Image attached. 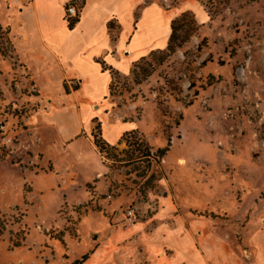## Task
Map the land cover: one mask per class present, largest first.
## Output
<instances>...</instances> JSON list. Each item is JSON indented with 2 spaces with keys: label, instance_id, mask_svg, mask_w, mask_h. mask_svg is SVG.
Returning a JSON list of instances; mask_svg holds the SVG:
<instances>
[{
  "label": "rangeland",
  "instance_id": "1",
  "mask_svg": "<svg viewBox=\"0 0 264 264\" xmlns=\"http://www.w3.org/2000/svg\"><path fill=\"white\" fill-rule=\"evenodd\" d=\"M148 1L186 14L173 52L113 73L101 117L64 142L40 115L63 114L65 93L40 91L0 27V264H158L174 238L201 251L216 234L245 254L264 231V0Z\"/></svg>",
  "mask_w": 264,
  "mask_h": 264
},
{
  "label": "crops",
  "instance_id": "2",
  "mask_svg": "<svg viewBox=\"0 0 264 264\" xmlns=\"http://www.w3.org/2000/svg\"><path fill=\"white\" fill-rule=\"evenodd\" d=\"M71 4L79 11L72 29L66 19ZM177 13L148 0H0V27L9 29L16 57L36 77L40 91L65 93L63 114L40 115L64 142L89 131L101 117L93 105L110 95L113 73L127 75L148 54L168 47ZM69 80L78 84L72 93L65 86ZM126 131L120 122L102 119L108 144L119 142ZM173 241L178 254L158 264H264V231L247 240L245 254L224 248L218 234L214 248L201 251L191 249L189 238ZM97 261L94 256L83 264Z\"/></svg>",
  "mask_w": 264,
  "mask_h": 264
},
{
  "label": "trees",
  "instance_id": "3",
  "mask_svg": "<svg viewBox=\"0 0 264 264\" xmlns=\"http://www.w3.org/2000/svg\"><path fill=\"white\" fill-rule=\"evenodd\" d=\"M186 16V14L184 13L181 18L179 19H176L172 22V34H171V37H170V40H169V44H168V51L169 52H173L174 50V43H175V40H177V36H176V33H177V30H178V24L183 20V18ZM77 20H74L72 21V23L69 24V27L72 29L75 24H76ZM110 28H111V25H110ZM95 145L97 148H99L101 151L105 150V147L108 146L107 144H105L104 142H101L100 140H97L95 139L94 141ZM106 145V146H105ZM168 149L165 148V149H162V150H158L156 152V154H152L150 152V150H148L146 152V157L152 159V158H157V159H162L165 154L167 153ZM89 258V255L86 254L85 256L82 257L81 260H78L76 261L74 264H83L87 259Z\"/></svg>",
  "mask_w": 264,
  "mask_h": 264
},
{
  "label": "built area",
  "instance_id": "4",
  "mask_svg": "<svg viewBox=\"0 0 264 264\" xmlns=\"http://www.w3.org/2000/svg\"><path fill=\"white\" fill-rule=\"evenodd\" d=\"M78 13L79 11L75 4H71L66 8V19L68 21V24L72 23V21L77 19ZM125 218L128 224L134 225L137 220L135 211L131 208L127 209Z\"/></svg>",
  "mask_w": 264,
  "mask_h": 264
}]
</instances>
